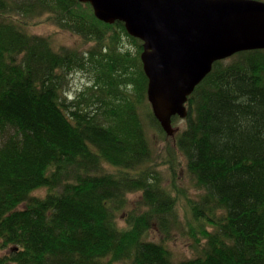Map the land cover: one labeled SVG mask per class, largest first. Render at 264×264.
Instances as JSON below:
<instances>
[{
  "label": "trees",
  "instance_id": "16d2710c",
  "mask_svg": "<svg viewBox=\"0 0 264 264\" xmlns=\"http://www.w3.org/2000/svg\"><path fill=\"white\" fill-rule=\"evenodd\" d=\"M43 13L91 48L55 51L31 35L27 20ZM141 51L77 0H0V264H264V50L214 63L170 138L204 192L186 223L202 250L181 262L144 239L179 221L156 171L140 169L151 159L143 115L163 132ZM78 71L88 82L68 100Z\"/></svg>",
  "mask_w": 264,
  "mask_h": 264
},
{
  "label": "water",
  "instance_id": "95a60500",
  "mask_svg": "<svg viewBox=\"0 0 264 264\" xmlns=\"http://www.w3.org/2000/svg\"><path fill=\"white\" fill-rule=\"evenodd\" d=\"M103 24L120 22L142 44L147 102L163 133L186 119L187 101L216 62L264 50V1L77 0Z\"/></svg>",
  "mask_w": 264,
  "mask_h": 264
},
{
  "label": "rangeland",
  "instance_id": "374dc122",
  "mask_svg": "<svg viewBox=\"0 0 264 264\" xmlns=\"http://www.w3.org/2000/svg\"><path fill=\"white\" fill-rule=\"evenodd\" d=\"M46 17L47 15L43 13L39 18L30 21L27 20L30 24L26 26V29H28L27 31L33 36L36 35L48 38L55 51L67 48L85 52L87 49L91 48L90 43L85 44V41L78 35L59 29L53 25L52 22L47 21ZM13 18L24 20L19 15H13ZM122 42L123 45H129L131 50H134L133 46L127 43L125 38ZM87 82L88 78L82 72L78 71L69 74L63 88L67 99L69 100V98H72L82 90ZM143 110L144 113L148 111L146 107ZM143 116L145 133L148 145L151 149V159L140 169L149 168L156 171L161 188L168 191L175 199V204L173 205L175 211L173 213H176L179 221L177 224H170L169 227L171 230L168 234L160 232L157 226L154 225L145 235L144 239L155 242L156 244H161L162 247L169 252V255L175 262L190 260L191 258L198 257L202 248H200V246L196 247V242L190 237L189 229L186 228V223L191 218L189 204L191 202H198L204 192L195 186V180L187 170V159L185 155L179 151L177 146L174 145L172 140L168 138L165 133L161 132L160 129L152 123L148 116H145V114ZM172 125L176 128V133H180L186 126L185 120H181L178 117H176ZM45 192L46 189L42 188L41 190L34 191L32 194L34 196L43 197ZM140 197L141 193L139 192L129 194L127 196L129 204L126 210H136ZM122 216L124 215H122L121 212L117 213L118 224L120 227L124 228ZM119 264L126 263L120 262Z\"/></svg>",
  "mask_w": 264,
  "mask_h": 264
}]
</instances>
